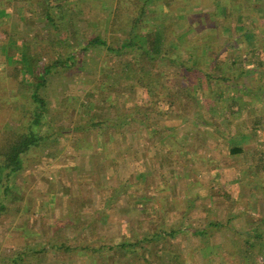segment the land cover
<instances>
[{
	"label": "rangeland",
	"instance_id": "rangeland-1",
	"mask_svg": "<svg viewBox=\"0 0 264 264\" xmlns=\"http://www.w3.org/2000/svg\"><path fill=\"white\" fill-rule=\"evenodd\" d=\"M231 1L229 14H233L234 21L237 12L247 18L248 12L239 1ZM88 2L66 0L68 26L61 31L72 44L78 45L86 35L97 33L105 26V21L98 16L104 13L102 8L108 3L104 6L95 3L91 8ZM212 2L166 0V7L178 14L194 13L197 6L206 8ZM27 7L17 10L14 6L7 17L10 28L27 35L32 49L37 50L38 45L47 43L52 28L44 17L43 7L36 13ZM108 19L107 15L105 20ZM70 20L75 22V34L68 24ZM0 36L3 38L4 34ZM226 44L236 46L233 39L229 43L226 40ZM13 54L7 59L6 68L0 60V73L7 69L11 74L17 63L20 66L19 53ZM133 57L129 54L125 59L131 61ZM79 60L80 66L62 71L43 87V93L54 107L52 131L60 134L44 142V154L37 149L17 179L20 184L15 189L23 201L13 202L10 211L0 216V264L21 245L39 246L42 242L54 241L96 245L133 243L129 248L118 246L112 251L99 252L94 256L95 264H205L207 260L201 254L196 253V259L181 246L136 240L146 232L151 234L159 224L178 226L185 217L196 227L204 225V221L208 222L205 217L210 194L216 197L226 190L235 199L238 194L239 200L242 196L245 201L264 191L261 188L264 182L260 180L256 181L259 188H252L256 183L247 186L250 179L255 180L247 174V167L251 165L247 152L252 149L255 153L264 152V122L257 134L252 135L254 119L261 116L264 120V103L251 106L249 102L256 97L254 91L241 88L242 92H238L222 85L219 79L214 82L217 85L206 83L207 91L191 102L188 92L178 87L177 69L162 64L158 71H151L162 78V86L156 88L161 94L158 102L162 121L147 120L145 128L135 136L133 127H128L121 137L113 133L109 142L104 136L101 144L106 153L97 155L96 131L85 133L82 129L96 116V80L102 78L101 60L94 51L85 52ZM41 65L40 62L38 67ZM262 71L257 70L253 77L254 89L264 86ZM115 74L118 73L114 71ZM9 85L12 91L18 90L17 80L10 77ZM220 91L224 92L222 97L216 94ZM20 95L10 119V126L15 128L25 126L22 119L34 107L28 91ZM232 97L240 98V103L233 107ZM150 98L145 89L137 87L135 91L128 90L118 106L122 109L125 102L128 106L137 101L144 110L140 116L144 119L151 108ZM233 135H248L252 139L245 153L229 154ZM241 179L242 184L238 182ZM242 185L245 191L241 192ZM235 208L231 210L228 205L223 211L231 215ZM25 227L32 232L25 234ZM31 264L92 263L85 256H69L50 247L44 258Z\"/></svg>",
	"mask_w": 264,
	"mask_h": 264
},
{
	"label": "trees",
	"instance_id": "trees-1",
	"mask_svg": "<svg viewBox=\"0 0 264 264\" xmlns=\"http://www.w3.org/2000/svg\"><path fill=\"white\" fill-rule=\"evenodd\" d=\"M88 1L91 8L95 3L98 6L108 3L107 7L102 8L104 13L98 16L100 20L105 21V26L97 33L86 35L83 43L77 45L72 44L68 37H63L61 31L63 27L68 26L65 22V12L69 8L66 6V0H0V33L4 34L3 38L0 36V60L6 64V68L7 59L11 58V55L14 56L13 53L18 52L20 57L18 60L20 66L17 63L11 74L6 72L7 69L0 73V216L10 211L13 202L23 201L15 186L20 184L17 179L23 174L29 159L37 149L44 154V142L53 135L60 134L52 131L51 125L55 121L54 107L48 96L43 93V87L62 71L80 66L82 61L79 60V56L85 52L94 51L101 60L102 78L96 80V116L82 129L85 133L96 131L97 155L106 153L101 144L104 136L109 142L113 133L121 137L128 127L134 128L135 136L145 128L147 120H157V123L162 121L160 120L162 110L158 102L161 94L156 89L162 86V78L151 72L158 71L162 64L177 69L178 87L188 92L191 102L193 98L207 91L206 83L217 85L218 83L214 82L219 79L222 85L238 92H242L241 88H245V91L246 89L254 91L256 97L249 102L251 106L255 103H264V86L261 84L254 89L253 79L257 70L263 69L264 72V0H238L242 9L248 12V16L246 18L237 12L235 21L233 14H229L231 0H214L211 6L206 8L197 6L196 12L184 14L168 10L166 0ZM27 5L33 13L43 7L44 17L52 28L47 43L40 47L38 45L37 50L32 49V41L27 35L23 36L10 28L7 17L14 6L19 10L25 9ZM238 7L240 6L236 8ZM53 9H56L55 14ZM107 15L109 19L106 21ZM68 24L74 29L75 34V22L70 20ZM210 28L211 34L207 33ZM232 39L236 46L226 44V40L229 43ZM129 54L134 57L131 61H126L125 56ZM40 62L42 67H38ZM114 71L118 74L113 75ZM10 77L17 80L18 90L10 89ZM137 87L145 89L151 97V108L144 119L140 117L144 110L137 101L128 106L125 102L122 109L118 106L121 97L128 90L135 91ZM23 91H28L34 101V107L27 111L22 119L25 120V126L15 128L10 126V119L12 112L16 110L14 103L19 102L20 92ZM223 93L220 91L216 94L220 97ZM239 99L232 97L234 102L231 106L240 103ZM263 122L261 116L254 119L252 135L255 136L258 129L263 127ZM230 140L231 155L245 153L246 145L252 142L248 135H233ZM247 155L251 164L247 167V174L255 179L253 181L250 179L247 186L256 183L257 180L263 183L264 152L255 153L252 149ZM238 182L243 183L242 179ZM252 188L256 189L259 186L256 183ZM217 195L220 196V200L221 198L225 200L231 210L237 207V199L230 195V192L224 190ZM254 199H257L258 216L255 221L247 219L246 227H238L235 219L249 217L251 207H240V212L232 214L233 218L229 217L226 221L215 218V213L211 216V208H208L205 217L208 222L204 221V225L200 227H196L185 217L178 226L174 224L168 227L164 223L159 224L151 234L146 232L136 242L163 241L172 246H181L194 258L195 255L201 254L202 259L206 260L207 257L204 255L206 248L212 253L210 248L221 251L224 247V244L221 241L217 242L213 236L228 233L227 238L231 237L227 239L228 245H243L248 251L255 253L253 258L256 260L255 264H264V191L257 192ZM243 200L244 198L241 199ZM245 200L248 201L249 197ZM46 203L48 204V201ZM239 213L241 216L237 217ZM24 232L28 234L32 231L25 227ZM252 232L254 237L246 235H252ZM118 246L119 249L129 248L133 243L126 241L110 245L104 242L96 245L54 241L42 242L39 246L27 243L10 253L4 264L38 262L48 254L50 247L69 256H85L93 263L96 254L112 251ZM223 262L231 264L227 260ZM146 263H149L147 259Z\"/></svg>",
	"mask_w": 264,
	"mask_h": 264
},
{
	"label": "crops",
	"instance_id": "crops-1",
	"mask_svg": "<svg viewBox=\"0 0 264 264\" xmlns=\"http://www.w3.org/2000/svg\"><path fill=\"white\" fill-rule=\"evenodd\" d=\"M242 190H243V188L240 187L241 192H242ZM243 191H245V190H243ZM251 191H252V189H251ZM228 192H230V191H228ZM208 196H209V198H207V199H208L209 203L206 205V210L208 212V208H211V214L210 215L213 216L215 213V218H219L218 220H225L226 221V219L229 220V217L233 218L232 214L235 215L236 212H240L239 211L240 207L241 208H244V207L250 208L251 207V210H250L251 213H250V216L247 218L245 217V219H243V218H241V219L236 218L235 219L236 220L235 223L238 227H246L245 222L247 221V219L250 221L251 220L255 221L257 216H258L257 210H256L257 199H254V195L248 201L247 200L240 201L241 199H243V197L241 196L240 200H239V195L237 194L236 203L238 205L234 210L235 213H233L234 211L230 212L231 215H228V216H227V212L224 213V211H223V207H225V208H226V206L228 207V204L225 203V200H223L222 198L220 200V196H217V195H216V197L211 196V194ZM221 209H222V212H221ZM220 212H221V215H220ZM236 216L237 217L241 216V214L239 213ZM221 234L219 233L218 235H215L213 237H216L217 242L221 241L224 244L223 249L221 251H218L217 249H213V247H212V248H210L213 251L211 253V250L209 251V248H206L204 255H206V257H207V259H206L207 262L205 264H214V263H217L218 261H220L219 264H226L225 262H223L224 260H227L231 264H255L256 260H253V258H250V255L253 254L252 252L248 251L243 245H237L236 244V246H235L234 244H232L233 247H231L230 244L228 245V242H227V239L229 240L231 238V237L227 238V235H229V234L228 233H226V235L224 233H221ZM249 236H253V232H252V235L249 234ZM242 257H245V258H242ZM260 261H262V260H260ZM92 264H95V263L93 262Z\"/></svg>",
	"mask_w": 264,
	"mask_h": 264
},
{
	"label": "built area",
	"instance_id": "built-area-1",
	"mask_svg": "<svg viewBox=\"0 0 264 264\" xmlns=\"http://www.w3.org/2000/svg\"><path fill=\"white\" fill-rule=\"evenodd\" d=\"M262 260V259H261ZM263 261V260H262Z\"/></svg>",
	"mask_w": 264,
	"mask_h": 264
}]
</instances>
